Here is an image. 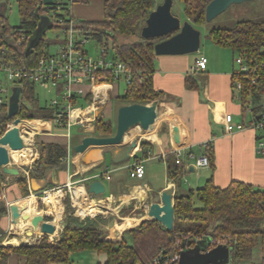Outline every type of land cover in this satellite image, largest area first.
Instances as JSON below:
<instances>
[{
  "label": "crops",
  "instance_id": "crops-1",
  "mask_svg": "<svg viewBox=\"0 0 264 264\" xmlns=\"http://www.w3.org/2000/svg\"><path fill=\"white\" fill-rule=\"evenodd\" d=\"M91 1L73 4L72 15L74 16V7L77 6L76 10L80 18L101 19L104 15L102 1L99 0L101 12L99 8L88 5ZM196 27L198 28V26ZM202 39L201 35V46L196 52L156 54L153 84L155 88L164 91L165 97L158 99L157 118L147 128L140 125L135 126V129L132 127L133 130L131 128L127 132L122 144L115 146L91 145L84 152L74 149V145L80 142L84 136L98 135L95 132L97 118L104 117L111 120L108 118L110 117L109 113H104V111L108 104L112 105V97L117 99V107L127 103L117 98L118 94L114 93L119 81L113 82L114 88L108 92L109 99L100 105L95 120L85 127L76 125L78 126L76 133L72 132L73 126L70 133L57 127L54 118H24L25 121L30 120L32 123L31 126L21 125L22 136L25 142L28 141L26 143L28 146L25 145V147L31 150L30 159L26 163L17 162V166L20 168L18 175L4 173V177L1 179L2 200L6 205V212L3 213L0 220L3 229L0 243L4 245L34 244L44 236L57 237V233L59 234L60 231L53 234L44 233L40 224L38 228L34 227L35 225L26 227L27 224L35 222L33 219L35 216L34 200L38 202L39 199H42V196H39L42 193H49L44 198L46 202H56L53 205L59 209L58 218L60 210L64 208V213L62 211L63 222L67 214L65 208L69 202L74 209V215L79 219L88 216L93 218L109 239L120 240L123 237L126 238L129 229L136 226L142 219L151 218L148 215L149 203L160 202L162 191L167 188H173L175 198L177 192H186L191 187L196 188L210 176L213 177L216 184L221 186L228 185L232 179L264 186V155L256 152L255 131L245 128L227 132L224 127L226 113H232L236 122H247L251 118L245 116L246 111L242 109L232 86L233 72L237 69L233 51L226 47L232 52V63L228 57L220 58V55H216V53L222 52L220 48L223 46L216 45L211 40L203 43ZM200 55L207 56V67L203 70H193L192 67ZM188 76L197 81V88L187 86ZM35 86L39 85L35 84ZM80 87L84 89L85 94L77 95L76 102L79 98H84L87 105L92 99L91 91L95 89V86L87 82L80 84ZM99 91H101L100 88ZM88 98L90 99L88 100ZM21 100L28 103V100L22 95ZM50 102L47 103L51 104ZM117 112L118 108L115 122L111 120L114 128L112 133L116 131ZM133 140H137V145L127 156L124 147ZM52 141L67 146L65 166L49 169L46 176L42 178L31 177L29 168L33 161L41 155L40 144ZM144 141L145 145L142 144ZM205 141H210L213 145V167L196 165V158L204 152L203 143ZM171 153H175L177 160L179 159L185 165V175L180 185H177L169 175L168 156ZM135 159L144 160L146 172L142 178L132 177L129 173V167ZM22 175L27 176L28 194L22 193L17 182V179ZM95 179L102 180L105 186L106 182H109L110 191L100 194L89 192L88 185ZM184 179L188 185L184 184ZM51 193L54 194L53 198L47 200L46 198ZM73 194H75L74 198L78 196V198L85 199L95 205L88 206L90 210L95 209L94 213L77 211L74 204L77 201L73 200ZM14 202L19 204L21 211V217L16 223L13 222L9 209V205ZM38 211H42L41 207L38 208ZM26 213L30 215L29 218H32L33 222L29 219L23 221V215ZM23 226L26 228L22 229ZM93 251L95 252V250ZM97 254L99 256L98 264L106 259V254L98 252ZM261 259L262 252L257 246L250 260L238 262L236 257L232 259V264H260ZM6 264H25V257L12 253Z\"/></svg>",
  "mask_w": 264,
  "mask_h": 264
},
{
  "label": "trees",
  "instance_id": "trees-1",
  "mask_svg": "<svg viewBox=\"0 0 264 264\" xmlns=\"http://www.w3.org/2000/svg\"><path fill=\"white\" fill-rule=\"evenodd\" d=\"M90 0H72L60 2L65 9L58 13L57 7H49L43 0H17L20 23L11 26L7 18L8 3L0 1V48H7L6 57L17 60L25 58L34 62L44 51L47 43L45 32L42 33L33 51L25 54V48L38 28L40 14H48L52 27L58 17L66 21L75 18L72 6L78 2L88 3ZM103 17L97 20L78 19L80 26L91 30L92 37L101 43L106 42L108 49L113 50V57L125 63L131 71L130 80L122 95L117 98L127 102L148 103L155 99H163L164 91L155 88L153 74L155 71L156 42L171 36L173 33L153 38H145L141 34L143 25L149 13L155 8V0H101ZM186 18L194 26L206 22V6L211 0H181ZM69 5H62V4ZM52 11H54L52 13ZM76 19V18H75ZM22 33L25 38L18 42ZM209 39L216 45L231 48L234 59L243 57L251 66L247 72L235 70L233 79L238 76L243 82L240 104L244 110L251 104L255 111L261 107L264 95V17L238 20L230 27H213L208 30ZM109 51V50H108ZM109 80L113 76L107 73ZM253 79L256 82H253ZM189 88H197L198 83L191 76L187 77ZM21 95L28 103L20 101L18 116L21 118L45 117L53 119L57 106L41 102L32 81L22 83ZM90 98H88L89 100ZM13 120L8 115V104L0 106V135L6 130L7 123ZM57 126V125H56ZM59 127V126H57ZM113 123L104 117L95 120V132L98 135H109L113 132ZM143 145L146 144L144 141ZM41 155L31 164V177L42 178L53 167H64L67 146L60 142H42ZM208 153L210 166L214 165V152L211 142L204 148ZM169 175L177 185H180L185 175V165L177 160L175 153L168 156ZM4 172L0 169V220L6 212L2 200L3 186L1 179ZM23 194H28L27 176L17 179ZM197 201L201 205H197ZM39 206L42 204L38 200ZM175 220L174 228L169 230L158 220L142 219L136 226L129 229L132 242L126 238L109 239L106 233L97 226L91 217L79 219L74 215L73 207L67 203V214L59 238L55 241L44 236L38 243L4 245L0 243V264H6L12 253L25 257V264H52L59 262L71 264L73 252L92 249L106 254V259L99 264H156L162 263L174 253L179 252L182 241L187 239L193 245L195 240L204 235H211V245L225 243L233 245L237 251V261L250 260L254 249L259 246L262 252L260 264H264V186L251 182L232 179L226 186L215 183L210 176L196 188L186 192H177L174 198ZM3 229L0 225V234Z\"/></svg>",
  "mask_w": 264,
  "mask_h": 264
},
{
  "label": "built area",
  "instance_id": "built-area-1",
  "mask_svg": "<svg viewBox=\"0 0 264 264\" xmlns=\"http://www.w3.org/2000/svg\"><path fill=\"white\" fill-rule=\"evenodd\" d=\"M70 2L72 0H69ZM60 0H53L49 6L58 7ZM55 25L61 28L64 38L59 40L58 48L54 52L49 50L42 51L34 62H28L25 58L19 57L17 60H12L6 57L7 48H0V106L9 100L12 92L2 87V74L6 79L14 81L15 85H21L26 80L32 81L34 84L48 88V90H57L59 96L53 97L50 101L51 105L57 106L58 110L55 112V123L60 128L65 129L68 133L74 125L82 127L91 124L97 117L98 108L102 103L109 99L108 92L114 88L113 82L124 78L130 80L131 71L126 67L125 63L113 56L106 57L109 52L106 42H102V56L98 59L89 55L88 50L84 44L91 35V30L85 26H80L77 19L71 18L65 20L63 17H58L54 21ZM25 38V34L19 36L18 42ZM235 61L240 64V68L236 69L238 72H247L251 70V66L247 64L243 57H235ZM208 58L205 55H200L192 67L193 70H203L207 67ZM107 73L113 76V80H109ZM91 83L95 86L91 91L92 99L86 106L78 105L77 95L85 94V91L80 84ZM255 83L256 80L253 79ZM103 87V88H102ZM99 88L101 91H99ZM233 88L236 98L240 101L242 97L243 82L238 76L233 79ZM106 90V91H105ZM105 92V93H104ZM61 97V99L59 98ZM245 111L251 110V118L249 121L236 122L232 113H226L224 117V127L227 132H232L238 129L251 128L255 131L256 152L264 155V95L261 107L253 110L251 104L245 106ZM97 110V111H96ZM12 123H7V128ZM22 124L31 126L30 120L24 121ZM21 124V125H22ZM24 138V137H23ZM210 141L203 143V148L208 146ZM179 161V159H178ZM197 166H210V160L207 152H203L196 158ZM146 172V167L143 159H135L129 167V173L132 177L142 178ZM76 194V193H75ZM73 200L77 211L81 213H94L88 206H95L89 201L82 198L75 197ZM47 195V194H46ZM44 199V198H43ZM41 199V200H43ZM45 200V199H44ZM73 201V202H74ZM56 203V202H55ZM56 207L53 211L48 212L53 216L52 221L56 225V231H61L63 228V217L57 223ZM62 214V211H60ZM179 260V253L167 257L162 263L156 259V264H177Z\"/></svg>",
  "mask_w": 264,
  "mask_h": 264
},
{
  "label": "water",
  "instance_id": "water-1",
  "mask_svg": "<svg viewBox=\"0 0 264 264\" xmlns=\"http://www.w3.org/2000/svg\"><path fill=\"white\" fill-rule=\"evenodd\" d=\"M251 0H211L206 6V20L209 21L224 12L230 5ZM44 4L50 6L53 0H43ZM173 0H164L157 4L149 13L141 34L145 38H153L173 33L171 36L155 43V53L161 54H185L199 51L201 46V30L186 19L183 22L172 12ZM51 18L48 14H40L38 28L32 35L25 48V54L29 55L39 38L46 29L52 27ZM12 92L8 100V115L13 117L12 125L0 135V169L11 175L20 173L19 166L12 165L9 151L11 149H22L25 147V140L21 133V124L24 118L18 116L21 101V85L12 86ZM158 100L149 103L132 102L125 103L118 107L117 124L115 133L109 135H86L80 142L74 145L78 152H84L89 146H115L125 141L127 132L134 126L140 125L147 128L158 115ZM137 145V140H133L124 147L127 156ZM34 187L35 183H34ZM106 186L100 179H95L88 185V191L95 194L105 192ZM13 222H17L21 217L20 206L14 202L9 205ZM148 215L158 220L164 227L171 230L174 228L175 205L173 188L162 191L161 201L149 203ZM28 215H23L27 218ZM44 233L53 234L56 225L44 219L42 214L33 217ZM212 236L209 234L195 240L192 245L187 239L182 241L179 250V260L177 264H226L237 257V251L233 245L218 243L211 245Z\"/></svg>",
  "mask_w": 264,
  "mask_h": 264
},
{
  "label": "rangeland",
  "instance_id": "rangeland-1",
  "mask_svg": "<svg viewBox=\"0 0 264 264\" xmlns=\"http://www.w3.org/2000/svg\"><path fill=\"white\" fill-rule=\"evenodd\" d=\"M3 1H6L8 3L7 18H8L9 24L11 26L19 25V23H20V12H19L17 0H3ZM60 1L61 2H68L69 0H60ZM163 1L164 0H155V5H157ZM62 5H69V4L67 3V4H62ZM78 5H81V4H78ZM88 5L95 7V8H99V10L101 12L99 0H92L91 3H89ZM89 6H87V7H89ZM76 7L77 6L74 7V17L77 20L78 19H85V18L79 17L80 15L77 12ZM53 12L54 11H52V13ZM57 12L58 13H64L65 9L58 6ZM172 12L175 15H177L182 22L184 20H186L184 6H183V2L181 0H173ZM260 17H264V0L245 1L242 3L230 5L224 12H222L221 14H219L218 16L214 17L213 19H211L209 21L206 20V22L202 25H199L198 28L201 30V35L203 38L202 41H203V43H205V41L210 40L208 35H207L208 30L210 28H213V27H230V26L234 25L240 19H245V18L256 19V18H260ZM45 38L47 40V43H46L44 49L46 51L49 50L50 52H54L58 48L59 40L64 38V34H63L61 28H59L58 26L55 25L51 28L46 29ZM84 46L88 50L89 55H92L94 58L98 59L102 56V44L97 38H95V37L88 38L86 40ZM220 49H222V52H218V53H216V55H220V58L222 56H226L229 58L230 62L233 63L232 52H230V49H228L226 47H221ZM263 51H264V46H263ZM230 53H231V56H230ZM112 55H113V50L110 48L106 57L110 58ZM235 67L237 69L240 68V64L237 63L236 61H235ZM2 78L4 79L2 82V87L4 89L7 88L8 91H11L12 86H14L16 83L10 79H6V76H4V74H2ZM125 87H126V80L124 78H121L119 80V85H116V89L114 90V93L122 95L124 90H125ZM55 91L54 90L49 91L48 88H45L42 86L36 87V93L38 94L41 102H44V101L50 102V100L53 97H55L56 95L59 96L57 90H55ZM60 99H61V97H60ZM112 100H113L112 105L108 104L104 113L108 112L110 115V117H108V118H110L111 120H113L115 122L118 104H117V99H115V97H112ZM77 104L86 105L85 99L79 98L77 101ZM245 113H246V115H245L246 117H249V118L251 117V110L250 109L246 110ZM10 123H12V120L10 121ZM133 128H132V130H133ZM136 128H138V127H136ZM77 130H78V126L74 125L72 128V132L76 133ZM27 142L28 141H26L25 144ZM10 150H11V156H13V154H15L17 149L14 150V149L10 148ZM12 165L17 166V162L13 159H12ZM184 184L188 185L186 179H184ZM106 187L107 188H106L104 193H108L110 191L109 182H106ZM46 194H48V193H46ZM46 194L42 193V195H39V196H42V199H43V198H45ZM34 202H35V207H34V214L35 215L42 214L44 216V219H46V220L53 218V216L51 214H47V213L48 212L50 213V211H53L55 209V206L53 205V203H55L54 201L53 202H46L43 199L42 204L40 206L36 200H34ZM196 203H197V205H201L199 201H197ZM39 207H41V209H42L41 212L38 211ZM65 209H67V208H65ZM61 211H63V213H64V208L61 209ZM25 215H28V217L22 218V219H24L23 221H26L27 219H29V216H30L28 213H26ZM30 225H32V226L35 225L34 227L38 228L39 223H36V222H34L33 224L29 223L26 225V227L30 226ZM26 227L23 226L22 229H24ZM60 232H59V234L57 233L56 238L47 237L48 240H52V241L57 240L59 238L58 235H60ZM0 236H1V234H0ZM126 238L129 242H132V238L129 234H126ZM98 258H99V256H98L97 252L96 251L94 252L91 249H85L82 252L76 251V252H73L70 256L71 264H98ZM226 264H232V260H230Z\"/></svg>",
  "mask_w": 264,
  "mask_h": 264
},
{
  "label": "bare ground",
  "instance_id": "bare-ground-1",
  "mask_svg": "<svg viewBox=\"0 0 264 264\" xmlns=\"http://www.w3.org/2000/svg\"><path fill=\"white\" fill-rule=\"evenodd\" d=\"M12 125V124H11ZM9 151H10V147H9ZM30 151L31 150H28V148H26V147H24V148H22V149H17L16 150V152H15V154H13V156H12V159L13 160H15L16 162H18V163H26V162H28L29 161V159H30ZM28 152V153H27ZM11 155V154H10ZM49 194V193H48ZM47 194V195H48ZM53 196H54V194L53 193H51L49 196H48V198H46L47 200H50V199H52L53 198ZM61 211V210H60ZM58 212H59V210H58ZM61 216H62V214L60 213V217L58 218V213H57V223L62 219L61 218ZM29 220L30 221H32L33 222V220H32V218H29ZM22 224V223H21ZM16 240V239H15ZM18 241V240H17Z\"/></svg>",
  "mask_w": 264,
  "mask_h": 264
}]
</instances>
